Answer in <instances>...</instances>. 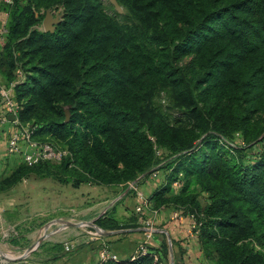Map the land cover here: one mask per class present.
<instances>
[{
  "label": "trees",
  "instance_id": "obj_1",
  "mask_svg": "<svg viewBox=\"0 0 264 264\" xmlns=\"http://www.w3.org/2000/svg\"><path fill=\"white\" fill-rule=\"evenodd\" d=\"M118 1L124 14L105 0L4 3L0 78L17 82L18 120L36 141L68 151L54 173L44 162L35 173L78 188L171 168L183 173L175 202L202 214L203 253L217 264H264V138L250 164L233 154L246 148L221 143L263 132L253 118L264 103V0ZM55 8V30H40ZM158 252L102 264H160Z\"/></svg>",
  "mask_w": 264,
  "mask_h": 264
},
{
  "label": "rangeland",
  "instance_id": "obj_2",
  "mask_svg": "<svg viewBox=\"0 0 264 264\" xmlns=\"http://www.w3.org/2000/svg\"><path fill=\"white\" fill-rule=\"evenodd\" d=\"M105 3L113 6L108 0H105ZM7 7L0 0V44H4L8 31L9 13ZM48 14L52 18L62 19L61 8L47 10L38 26L40 30L47 31L44 20ZM58 23L55 22L53 25L56 27ZM191 58L192 56H185L181 59V63H187ZM0 76L2 77L1 72ZM253 124L257 130H263L257 139L248 141L242 137V134L237 133L234 139H223L221 142L227 146L228 150L232 146H238L240 149L246 148L240 153L230 149L246 164L254 162L256 153L263 146L258 142L264 138V103L260 110L254 114ZM12 127L14 128V124L2 122L0 118V213L2 225L10 233V237L0 244V256L7 257L8 264H57V259L80 250L85 244L101 241V239L104 240V243H101L102 247L112 243L109 239L105 240V237H109V235L125 234L132 231H144L145 233L148 227L147 221L152 222L154 233H156L158 228H162L164 225L166 228L170 221H175L176 213L183 215L184 224L186 218H189L190 222L186 225L190 230L193 223H198L200 220L202 215L200 212L193 214L190 212V207L181 202H175L174 198L180 193L182 183L180 182L178 185L174 183L182 180L183 173L176 174L171 168H160L150 175L155 178L158 172L163 170L164 181L167 182L161 188L170 186V190L160 201L152 199L157 191L147 196L141 190L140 185L146 179L143 177L121 186L82 184L87 185L83 186V189L89 188L90 185L96 186L93 189V197L87 199L93 200L92 211L85 213V203L88 202L83 197L86 194L89 195V192L80 190V186L73 188L70 184H63L53 177H41L35 173L36 164L27 163L21 154L10 153L9 139ZM36 139L41 142L51 141L56 146H63L62 142L54 138L36 137ZM157 153L160 156L168 155L162 149ZM166 162L160 163V166L165 165ZM42 164L44 169L49 168L53 173L58 166L53 162ZM132 185L137 190L132 189ZM133 197L137 198L138 203L130 205L127 201ZM141 200L147 206L142 209V212H138L137 207ZM198 202L204 208L208 203V195L205 192H200ZM162 210H168L169 213L164 218V225L162 223L158 225L156 219L161 215L159 212ZM187 232V235L184 234V241H186L184 245L192 247L194 241L197 242L200 245L201 254L192 252L194 255L189 257L188 248L184 246L183 249L179 245L180 241L168 240L163 236L164 240L160 244L161 252L155 255L159 263L217 264L214 257L207 256L201 249L200 229L196 238L189 237V232ZM183 250L184 260H180L179 254H182ZM96 262V264H102L106 261H103L99 256L98 259L96 258Z\"/></svg>",
  "mask_w": 264,
  "mask_h": 264
},
{
  "label": "built area",
  "instance_id": "obj_3",
  "mask_svg": "<svg viewBox=\"0 0 264 264\" xmlns=\"http://www.w3.org/2000/svg\"><path fill=\"white\" fill-rule=\"evenodd\" d=\"M16 0H2L5 4H13ZM22 1V0H21ZM17 82H13L10 85L6 84L0 78V105L3 108L4 112H2L1 121L9 122L14 124V128L11 131L10 139H9V148L10 153L12 154H21L24 160L30 164H37L40 162H53L60 163L64 157L68 155V151L61 148H56L49 142H38L34 139V129L30 125H22L18 120V111L20 106L15 99L14 86ZM10 114L16 115V120L11 121L9 119ZM178 185L179 182L176 181L174 183ZM134 190H137L134 185L131 187ZM147 206L146 203H139L137 207L138 212H142V209ZM174 218L178 221L182 222L184 217L181 214L176 213ZM2 217L0 213V244L6 241L10 237V233H8L3 225H2ZM145 224V223H144ZM146 225L148 226L144 233V240L139 245L136 253H146L149 250V244L154 236V229L151 221H147ZM199 223L194 222L191 230L189 229L188 236L189 237H197L199 233ZM69 249V247H67ZM135 253V254H136ZM0 264H8V258L0 256ZM100 257L103 261L108 260H116L118 256L112 254L108 245L101 248ZM157 259V258H156Z\"/></svg>",
  "mask_w": 264,
  "mask_h": 264
},
{
  "label": "crops",
  "instance_id": "obj_4",
  "mask_svg": "<svg viewBox=\"0 0 264 264\" xmlns=\"http://www.w3.org/2000/svg\"><path fill=\"white\" fill-rule=\"evenodd\" d=\"M2 112H4V110L0 105V114H1L0 116H2L3 114ZM12 130H13V127H12ZM163 172H164L163 170H160L158 172V175L155 178L152 176H149L148 178L143 180L140 186H141V190L147 196H150L151 194L156 192L158 189H160L163 185H165L167 181L166 180L164 181ZM83 186H87V185H81L79 189L82 191L86 190L87 192H89V195L86 194L83 197V199L86 202H88V203H85L84 210H86L85 213H91L92 211L91 204L93 200L89 201L87 199H90L93 197L94 195L93 189L96 188V186L90 185L89 188L85 187L84 189H83ZM127 203H130V205H135L138 203V200L137 198L135 199L134 197L133 199L129 198ZM159 213H161V215H159L156 221L158 225L160 223L164 225V221H165L164 218L169 213V211L162 210V212L160 211ZM189 222H190L189 218H186L185 224H184V220L180 222L177 219H175V221H170L167 224L166 228H165V225L162 228H158L157 232L154 234L152 240L150 241L149 247L160 248V244L164 240L163 236H165L168 240L175 239L177 241H180L179 245L183 249H184V246L187 247L188 254L190 255L189 257H191V255H194L192 252L194 253L198 252L201 254L200 245L197 244V242L194 241L195 246L193 245L192 247H189L187 244L184 245V243H186V241H184V234L187 235L186 232L187 230H189V228H187L186 223H189ZM144 238H145L144 231H132L130 233H125V234L116 233L114 235H109V237H105V240L109 239L110 241H112V243L108 244V247L112 254L117 255L118 258H127V257L134 255L137 252L138 247L143 242ZM102 242L104 243L103 239H101V241H96V242H92L89 244H85L80 248V250L75 251L74 253L68 256H62L59 259H57V264H96L97 263L96 258L98 259V257L100 256ZM179 259L184 260V250L182 254H179ZM170 264H174V263L170 262ZM175 264H178V263H175Z\"/></svg>",
  "mask_w": 264,
  "mask_h": 264
},
{
  "label": "water",
  "instance_id": "obj_5",
  "mask_svg": "<svg viewBox=\"0 0 264 264\" xmlns=\"http://www.w3.org/2000/svg\"><path fill=\"white\" fill-rule=\"evenodd\" d=\"M113 6L114 8L117 10V12L119 14H123L124 13V9L123 7L121 6V4L119 3L118 0H108ZM60 18L58 19L57 18H52L51 15L48 14V16L46 17V19L44 20L45 24H46V27H47V31H54L55 30V26L53 25L55 22L58 23L60 22ZM16 115L15 114H10L9 115V119L11 121H14L16 120Z\"/></svg>",
  "mask_w": 264,
  "mask_h": 264
}]
</instances>
